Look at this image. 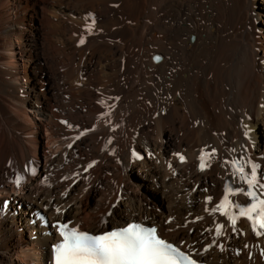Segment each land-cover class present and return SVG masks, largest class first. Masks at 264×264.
I'll list each match as a JSON object with an SVG mask.
<instances>
[{"label":"bare ground","instance_id":"obj_1","mask_svg":"<svg viewBox=\"0 0 264 264\" xmlns=\"http://www.w3.org/2000/svg\"><path fill=\"white\" fill-rule=\"evenodd\" d=\"M29 112L59 152L41 154ZM233 161L264 175V0H0V189L16 195L0 264H55L58 222L145 223L201 262L264 264V235L211 211L248 191Z\"/></svg>","mask_w":264,"mask_h":264},{"label":"snow or ice","instance_id":"obj_2","mask_svg":"<svg viewBox=\"0 0 264 264\" xmlns=\"http://www.w3.org/2000/svg\"><path fill=\"white\" fill-rule=\"evenodd\" d=\"M156 59L160 58L156 57ZM212 155H214V151L201 155V170L205 169L207 159ZM180 159L182 162L184 161L183 156ZM248 163L247 161H233L234 175L239 174L241 181L247 184L248 191L243 188L234 190L231 186L227 187V194L211 211L212 213L219 211L227 216L233 229H235L239 218H246L251 223L255 235L259 237L264 235V199H260L254 189L258 186L264 188V183H261V180H264V175L258 178V166L255 164L251 165L249 175L245 172ZM21 180L22 177H17L15 180L17 186L20 185ZM239 193L250 197L252 203L244 207L234 204L229 196ZM207 199L208 202H211L212 198L208 197ZM233 208L238 210V216L231 211ZM57 227L62 242L54 247L55 264H197L196 260L191 259L179 248L161 239L154 227L144 228L133 224L121 231H112L102 235L80 232L75 228H69L67 224H59ZM223 228V224L216 226L217 237L225 234ZM245 246L247 247V245ZM219 247L223 250L222 244Z\"/></svg>","mask_w":264,"mask_h":264},{"label":"rangeland","instance_id":"obj_3","mask_svg":"<svg viewBox=\"0 0 264 264\" xmlns=\"http://www.w3.org/2000/svg\"><path fill=\"white\" fill-rule=\"evenodd\" d=\"M259 24H260V20H259ZM12 55V53H11ZM14 56L16 58V63H17V66L19 68V70H22V66L24 65L25 63V59L18 53L14 52ZM20 85L24 87L26 86V82L25 80H21L20 81ZM30 114V118L32 120H35L36 124H35V128L40 136V139H41V147H40V150H41V154H45V150H48V151H51V152H59L61 149H62V145L61 143H57V142H51L49 140V134L48 132L46 131V127H45V123L43 120H41V118H37L33 113L29 112ZM13 197H16L14 191H13V188L12 187H5V188H2L0 189V205H2V201L3 199L7 198L8 201H11L13 199ZM18 197V196H17ZM153 200L157 203L160 202V198L159 196H153ZM32 250L31 247H25L22 249V252L23 254H25L24 252H30ZM37 251V254H42V251L36 249ZM26 255H22V258L25 260V263L27 262V264H43L42 262V259L39 258V261L41 263H38L35 259L31 260L30 258H27L25 257Z\"/></svg>","mask_w":264,"mask_h":264},{"label":"water","instance_id":"obj_4","mask_svg":"<svg viewBox=\"0 0 264 264\" xmlns=\"http://www.w3.org/2000/svg\"><path fill=\"white\" fill-rule=\"evenodd\" d=\"M155 61H158L157 59Z\"/></svg>","mask_w":264,"mask_h":264}]
</instances>
